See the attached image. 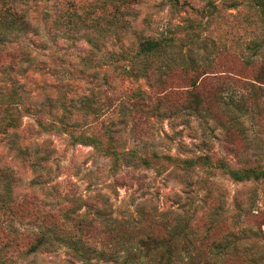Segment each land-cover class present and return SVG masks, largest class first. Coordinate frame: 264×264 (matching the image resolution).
Wrapping results in <instances>:
<instances>
[{"label":"rangeland","instance_id":"1","mask_svg":"<svg viewBox=\"0 0 264 264\" xmlns=\"http://www.w3.org/2000/svg\"><path fill=\"white\" fill-rule=\"evenodd\" d=\"M15 9L37 36L10 31ZM144 40L173 48L142 57ZM16 97L0 168L90 222L95 252L0 234V264H264V0H0V109Z\"/></svg>","mask_w":264,"mask_h":264},{"label":"trees","instance_id":"2","mask_svg":"<svg viewBox=\"0 0 264 264\" xmlns=\"http://www.w3.org/2000/svg\"><path fill=\"white\" fill-rule=\"evenodd\" d=\"M13 16L14 20H11L9 23L12 27L10 31L22 33L25 37L27 34L30 35L31 33L34 36L38 35L36 29L32 30V26L29 22L23 21L22 18L21 22L17 21V19L20 18L16 17L18 16L16 9L14 10ZM46 43L45 41H40L41 48H46ZM54 46L58 48L59 45L55 43ZM172 46L171 41L167 40H144L138 46V55L142 57L163 56L168 49L173 48ZM16 53L17 60H21L22 56L18 54V51ZM10 66H5L3 71L6 72V70H9V72H11L14 66ZM16 99L10 101L7 105H2L0 109L4 117H11L7 123H1L5 124L0 127L1 133L12 129L16 130L20 127L21 110L17 106L18 99ZM158 105L159 103L156 105V108ZM156 108L153 107V112H155ZM38 109L39 108L34 107L31 111L43 117L46 113ZM181 110L199 114L202 111L201 102L194 96L192 101L186 102L185 105L182 106ZM70 118V116L64 115L61 119L69 122L71 120ZM13 121H15L14 124H12ZM67 122L62 124L63 128H74L71 123ZM8 127L10 129H8ZM184 163V169H189L190 167H187V165H189L190 162L184 161ZM233 176L235 179L239 180H244L246 178L240 174H234ZM255 178H264V172L258 173L255 175ZM15 182L8 168H0V217L3 218L4 222L2 223L8 225L4 228L0 224V234H3L8 240V242L2 243L3 249L8 247L9 244L10 246L14 245L16 247L22 240L28 239L32 242L27 251L28 254L42 247H50L54 244H59V242L67 243L68 247L73 249L74 252L79 253L81 258L84 259H87V257L89 258L90 254L95 252L90 249V246L87 244L88 239L85 238L86 235L88 236L90 234V230L93 229L90 222L86 221L85 218L73 219L74 224L72 223L70 225L69 221L72 220L71 215L73 214L72 209L65 207L57 208L56 210L42 209L40 205L38 206V199H28L26 195L22 197L17 194L15 189L16 186L14 185ZM68 226H72L73 229L76 228L79 232H70V229L67 230V228H65ZM126 226L127 225H119L117 228L113 229L111 226L105 225L108 235L114 239L123 238L126 233ZM129 226L134 227L133 225ZM178 234L183 238H187L189 235L188 233H184L183 230L179 231ZM154 244L158 243L154 242ZM145 248L146 246H142L140 248V253ZM136 252L139 253L137 250ZM110 258H113V256H110ZM162 261H164V259H161L159 263ZM202 262L203 261H190L189 264H204Z\"/></svg>","mask_w":264,"mask_h":264}]
</instances>
